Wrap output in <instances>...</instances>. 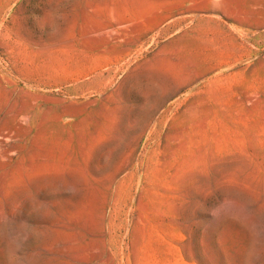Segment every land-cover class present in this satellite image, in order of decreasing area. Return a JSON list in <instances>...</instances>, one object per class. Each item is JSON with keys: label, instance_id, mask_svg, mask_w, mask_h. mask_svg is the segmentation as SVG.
<instances>
[{"label": "rangeland", "instance_id": "obj_1", "mask_svg": "<svg viewBox=\"0 0 264 264\" xmlns=\"http://www.w3.org/2000/svg\"><path fill=\"white\" fill-rule=\"evenodd\" d=\"M0 264H264V0H0Z\"/></svg>", "mask_w": 264, "mask_h": 264}]
</instances>
